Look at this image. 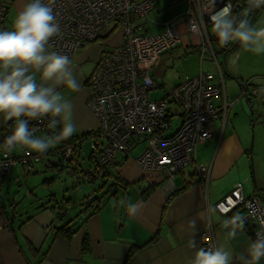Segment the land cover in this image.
<instances>
[{
	"label": "crops",
	"instance_id": "obj_1",
	"mask_svg": "<svg viewBox=\"0 0 264 264\" xmlns=\"http://www.w3.org/2000/svg\"><path fill=\"white\" fill-rule=\"evenodd\" d=\"M25 2L6 0L9 29ZM219 50L222 52L221 47ZM100 52L99 44L84 45L71 57L80 90L73 92L63 86L58 89L73 105L77 131L72 136L96 129L97 119L86 104L87 79ZM219 65L222 77L218 75L216 65L215 75L222 80L224 89L213 98L217 99L216 106L224 99L233 101L241 91L237 84V91L230 96L227 76L221 63ZM259 74L262 76L251 73L248 81L257 82L256 86L264 84V73ZM248 81L242 80L243 83ZM238 101L230 109L224 124L220 118L214 120L211 137L197 145L195 163L179 170L171 179L166 170H142L135 161L137 154H132V150L118 154L115 162L107 166L111 176L96 180L101 182L99 189L106 186L103 195L82 197L83 201L78 200L79 209L75 211L68 210L55 196L49 202L34 206L32 214L24 218L17 212L10 216L1 204L0 264H189L194 252L200 248L201 232L208 223L214 230L216 246L223 244L231 249L233 264H242L239 257L247 254L249 244L254 240L248 230L254 222L249 217L247 221V213L239 204H233L231 210L223 213L221 201L226 198L234 201V188L241 183L244 199L257 197L264 206V124L256 121L253 127L254 175L248 153L250 118L242 99ZM8 122L0 117V131ZM19 150L18 146L13 152L16 154ZM52 152L49 149L46 153L51 155ZM197 164L205 167V178L198 172ZM32 171L36 172L34 165ZM108 180L113 181L109 186ZM167 183L171 192L166 188ZM120 201L125 204L121 206ZM128 201L140 205L135 215L127 209ZM3 212H7L11 221L4 220ZM235 214L241 215L245 227L234 239H229L223 222ZM64 229L72 232L70 237L65 236ZM193 240L196 248L191 247ZM259 264H264V258Z\"/></svg>",
	"mask_w": 264,
	"mask_h": 264
},
{
	"label": "built area",
	"instance_id": "obj_2",
	"mask_svg": "<svg viewBox=\"0 0 264 264\" xmlns=\"http://www.w3.org/2000/svg\"><path fill=\"white\" fill-rule=\"evenodd\" d=\"M155 1L56 0L55 13L61 33L50 40L48 49L71 58L84 45L100 41L99 58L87 79L89 95L86 102L97 119L91 139L97 162L113 164L117 153H129L142 144L135 159L137 165L144 171L166 170L171 179L176 172L195 163L197 145L211 137L214 120L220 118L224 124L239 97L231 102L224 99L217 106L213 103L224 85L215 74L203 70L202 64L205 55L209 54V61L217 66L218 75L222 77L212 46L216 38L210 30L204 34L194 33L189 28L191 19L199 22L205 0H183L187 2L186 12L163 23V30L153 32V24L162 25L151 16ZM180 1L171 0L172 3ZM235 1L216 0L214 9L204 14V23L210 26L212 12L227 3L233 9ZM7 9L6 0H0V30H11L6 25ZM181 43L196 48L199 70L194 75H184L166 95V100H149L148 91L157 88L155 72L161 54ZM172 105L179 111H173ZM176 116L180 118L177 125L174 122ZM14 125V120L9 121L0 131V144L11 134ZM30 126L39 129L38 136L51 134L46 119L31 121ZM57 151L66 161L72 155L73 145L60 144ZM40 160L39 153L23 147L16 154L13 151L5 154L0 149V185L15 164L30 171ZM196 167L205 178V167L199 164ZM166 188L171 192L168 183ZM232 195L234 201L229 198L221 201L222 212L227 213L233 204L243 207L255 224L252 232L255 240L258 233H264V206L257 197L244 199L241 183L235 186ZM200 241L203 248L216 246L214 230L209 223L201 232Z\"/></svg>",
	"mask_w": 264,
	"mask_h": 264
},
{
	"label": "clouds",
	"instance_id": "obj_3",
	"mask_svg": "<svg viewBox=\"0 0 264 264\" xmlns=\"http://www.w3.org/2000/svg\"><path fill=\"white\" fill-rule=\"evenodd\" d=\"M216 0H205L199 13V22L191 19L189 28L194 33L215 36L221 46L238 42L245 50L264 53V27L250 21L252 12L264 7V0H247V8L234 14L230 4L212 12L211 25L203 21L206 12L214 9ZM56 0H26L17 11L11 30H0V117L15 121L11 134L0 144L5 154L23 147L39 154L57 147L77 131L73 119V105L58 91L60 87L77 92L80 82L66 54L49 51V42L61 33L55 13ZM37 74L39 79L37 78ZM51 134L38 136L31 121L43 122ZM123 206L125 201H120ZM127 209L135 215L138 203L128 201ZM227 237L234 239L245 227L239 214L224 220ZM191 247L196 248L193 240ZM264 258V233H258L239 259L242 264H259ZM189 264H233V252L221 244L198 248Z\"/></svg>",
	"mask_w": 264,
	"mask_h": 264
},
{
	"label": "rangeland",
	"instance_id": "obj_4",
	"mask_svg": "<svg viewBox=\"0 0 264 264\" xmlns=\"http://www.w3.org/2000/svg\"><path fill=\"white\" fill-rule=\"evenodd\" d=\"M186 8L187 2L183 0L177 3H172L171 0H156L153 3L151 16L155 17L157 23L162 25L153 24V32L163 30V23L186 12ZM252 23L257 27H264V7L258 10ZM90 44L92 45V43ZM93 44L98 45L100 41L94 42ZM220 47L222 46L219 45L217 41L213 42L216 58L218 62L221 63L222 70L227 76L226 87L230 96L237 91V80L228 77L229 74L230 76L242 78L245 82L251 78V73H257L258 76H262V74L259 73H264V53L257 54L247 51L239 44L234 49L227 52L224 66L222 52L219 50ZM195 49L196 48L193 47H185V44L181 43L173 50L161 54V63L155 72L157 88L148 91L147 97L149 100H166V95L183 79L184 75H193L197 73L199 69L198 55ZM209 57V54L205 55L203 70L216 74L217 70L215 64L209 61ZM235 57H237V59H235ZM256 83L257 82L252 81L251 86H256ZM216 102L217 99H213V103ZM238 103L239 101L235 103V105ZM171 108L173 111H179V108L175 105H172ZM179 119V117H175L174 122L176 125L179 124ZM249 128L251 138L250 123ZM254 141L255 136L253 128V144ZM142 148V144L138 145V147L133 149L132 154L138 155ZM52 150L53 152L51 155L45 154L42 156L41 163L34 164L36 172L24 170L18 163L13 166L11 173L1 180L0 204L8 209L10 216H12L14 212H17L20 215L19 217L23 218L27 215H31L34 206L49 202L52 196H55L57 201L65 204L67 209L72 212L79 209L78 200L83 201L82 197L86 195L88 197H101L103 195L106 186L103 187V190L99 189L101 182L88 181L86 173H84L88 170H94V162L90 159L91 152L94 151L91 146V139L85 140L81 144L79 153L73 155L74 161L71 167L77 170L75 173L70 171V167L68 166L67 168L58 166L60 163H62V165L66 164V161L63 162L61 160L57 150L54 148H52ZM118 154H120V152L117 153V155ZM252 157L255 175L256 162H254L253 149ZM112 183V180H108V186Z\"/></svg>",
	"mask_w": 264,
	"mask_h": 264
},
{
	"label": "water",
	"instance_id": "obj_5",
	"mask_svg": "<svg viewBox=\"0 0 264 264\" xmlns=\"http://www.w3.org/2000/svg\"><path fill=\"white\" fill-rule=\"evenodd\" d=\"M242 5L240 3H236L233 8V12L235 14H238V11L241 9ZM259 9H256L252 12L250 16V21L252 22L256 13L258 12ZM238 42H233L228 44L227 46H222L225 51L222 52V61L225 66V59H226V54L228 51L234 49L236 46H238ZM242 47V46H241ZM243 48V47H242ZM237 59V57H235ZM227 72V71H226ZM227 74V73H226ZM228 75V74H227ZM228 77L234 78L237 80V84L240 86L241 91L238 96L239 100L242 99L244 105L246 106L249 118H250V125H251V142L250 146L248 148V153H249V158H250V167H251V172H253V157H252V146H253V127L255 122H259L264 124V84L260 86H251V83H243L240 78H237L235 76H230ZM251 86V89H250ZM254 182V178L252 179ZM249 216H246L245 218L248 219L249 221ZM255 228V224L251 223L248 226V230L250 232H253Z\"/></svg>",
	"mask_w": 264,
	"mask_h": 264
},
{
	"label": "trees",
	"instance_id": "obj_6",
	"mask_svg": "<svg viewBox=\"0 0 264 264\" xmlns=\"http://www.w3.org/2000/svg\"><path fill=\"white\" fill-rule=\"evenodd\" d=\"M241 2H243V0H241ZM221 50H222V52L225 51V49L223 47H221ZM94 134H95V132L93 130L92 131H87V132H84V133H82L80 135H77V136H71L69 139L63 141L61 144H63V143H70V144L73 145V152H72V155L68 158V160H66V164L62 165V163H60V164H58V166H60L61 168H65V167L67 168V166H68V167H70V171H72V172L75 173L77 170L75 168H72L71 167V164L74 161L73 155L79 153L80 148H81V144L85 140L92 139L94 137ZM58 147L59 146L55 147L54 149L57 150ZM45 154H47V153L40 154L41 155V158ZM90 159L94 162V170L93 171L88 170V171L84 172V173H86V176H87L88 181L94 182V181H96L99 178H103V177L111 176L112 175V173H110V172L107 171V166H109V165H100L97 162L96 155L94 154V151L91 152ZM62 161L65 162L64 160H62ZM67 163L70 164V165H68ZM150 191H151V188L147 191L146 196L149 194ZM1 213L2 212L0 210V215H1ZM3 213H4V220L11 221V218H9L7 212H3ZM27 219H30V217H27ZM64 233H65V236L66 237H70V234L72 232H70L69 230H65L64 229ZM87 243L88 242L86 240V242H85V245L86 246H87Z\"/></svg>",
	"mask_w": 264,
	"mask_h": 264
},
{
	"label": "flooded vegetation",
	"instance_id": "obj_7",
	"mask_svg": "<svg viewBox=\"0 0 264 264\" xmlns=\"http://www.w3.org/2000/svg\"><path fill=\"white\" fill-rule=\"evenodd\" d=\"M235 3H240L242 5L241 9L238 11V14L247 8V0H243V2H241V0H236Z\"/></svg>",
	"mask_w": 264,
	"mask_h": 264
},
{
	"label": "bare ground",
	"instance_id": "obj_8",
	"mask_svg": "<svg viewBox=\"0 0 264 264\" xmlns=\"http://www.w3.org/2000/svg\"><path fill=\"white\" fill-rule=\"evenodd\" d=\"M250 218V217H249Z\"/></svg>",
	"mask_w": 264,
	"mask_h": 264
}]
</instances>
